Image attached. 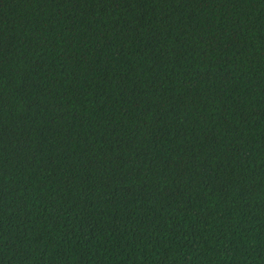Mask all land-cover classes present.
<instances>
[{
	"label": "trees",
	"instance_id": "16d2710c",
	"mask_svg": "<svg viewBox=\"0 0 264 264\" xmlns=\"http://www.w3.org/2000/svg\"><path fill=\"white\" fill-rule=\"evenodd\" d=\"M0 264H264V0H0Z\"/></svg>",
	"mask_w": 264,
	"mask_h": 264
}]
</instances>
